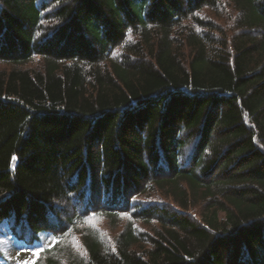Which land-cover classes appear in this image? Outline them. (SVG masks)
<instances>
[{
	"label": "trees",
	"instance_id": "trees-1",
	"mask_svg": "<svg viewBox=\"0 0 264 264\" xmlns=\"http://www.w3.org/2000/svg\"><path fill=\"white\" fill-rule=\"evenodd\" d=\"M3 223L33 264H264V0H0Z\"/></svg>",
	"mask_w": 264,
	"mask_h": 264
},
{
	"label": "rangeland",
	"instance_id": "rangeland-1",
	"mask_svg": "<svg viewBox=\"0 0 264 264\" xmlns=\"http://www.w3.org/2000/svg\"><path fill=\"white\" fill-rule=\"evenodd\" d=\"M3 223L0 227V251L2 258L0 264H17L18 260L22 261H34L36 256L32 255L33 251L41 250L44 247L50 245L53 238L48 234H42L39 237V241L32 245H25L23 243H16L12 241V235Z\"/></svg>",
	"mask_w": 264,
	"mask_h": 264
},
{
	"label": "snow or ice",
	"instance_id": "snow-or-ice-1",
	"mask_svg": "<svg viewBox=\"0 0 264 264\" xmlns=\"http://www.w3.org/2000/svg\"><path fill=\"white\" fill-rule=\"evenodd\" d=\"M97 220V217L95 215L88 217L85 219V223L89 224L92 227H95V221ZM47 249L44 250H38V251H33L32 255L35 257L37 255L40 254L41 251H46ZM17 264H33L32 261H22V260H18Z\"/></svg>",
	"mask_w": 264,
	"mask_h": 264
}]
</instances>
